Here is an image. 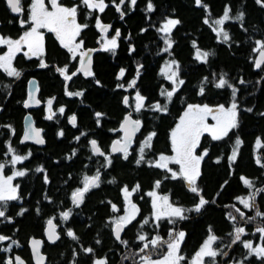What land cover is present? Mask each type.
Masks as SVG:
<instances>
[{"label":"trees","instance_id":"16d2710c","mask_svg":"<svg viewBox=\"0 0 264 264\" xmlns=\"http://www.w3.org/2000/svg\"><path fill=\"white\" fill-rule=\"evenodd\" d=\"M125 3L121 6V11L125 13L123 19L114 5L107 9L112 30L119 29L121 32L115 53L101 52L94 65L97 78H77L70 88L73 92L83 91V96L69 97L63 94V83L56 78L52 67L37 72L43 84L42 92L59 93L56 105L58 108L64 107L65 113L47 120V112L42 111L37 119L38 125L44 128L46 145L39 147L27 143L19 152L21 155L31 152L28 160L18 164V170L26 169L27 174L15 178L20 186V198L8 202L6 216L11 217V222L0 218V235L11 237L20 246L12 245L11 252L0 251V264H5L7 259L14 258L17 253L23 257L30 254V238L45 237L48 219L60 222V239L54 244L46 241L43 245L49 264H68V260L75 253L79 258H86L84 262L89 264L88 257L92 260L95 256H102L109 248H117L119 242L114 237L112 224L108 221L110 211L105 197H116L118 187L122 183L134 184L138 179L143 186H148L153 179L160 180L161 189L170 191L173 201L181 206L192 208L198 202V197L189 191L185 181L171 179V174L164 169L148 167L147 160L138 166L134 157L125 160L118 155L113 159L111 166H106L105 157L92 154L90 139L96 137L105 146L111 140L112 133L117 132L128 107L122 102L123 97L127 96L126 87L128 82L136 77L139 64H142L143 68L140 69L137 85L129 92L137 89L147 100L146 107L138 116L144 119L143 133L153 130L157 134L152 147L145 151L151 161L161 152L170 150V132L188 104L226 106L231 102V89L215 88L213 74L218 79L220 74L226 73L229 82L239 89L236 97L240 109L239 127L220 141H213L211 136L206 134L199 146V152L207 149L208 155L201 163V176L197 184L201 195L210 203L200 213H187L188 219L182 225H178L179 221L172 225V228L185 230L186 233L180 252L185 260L181 264H189L191 257L209 235V227L221 238L214 247H221L228 252L227 257L216 258L217 264H236V261L247 255L242 243H231L233 236L229 233H233L234 225L245 228L246 235L242 236V240H251L254 246L264 245L260 233L255 231L257 227H264V218L257 217L252 222H245L247 217L255 216L256 209H244L236 199L246 197L257 189H264V168L256 163L259 157L264 164V115H261L264 113V66L261 69L255 68L258 52L254 50L257 40L264 41V7L257 4L256 0H203V3L208 5L206 11L203 7H198L195 0H152L154 11L148 12V0H137L135 6L131 5L130 0H125ZM226 6L232 9L230 15L235 16L237 12L243 11L245 16L242 24L236 20L225 23L224 28L229 32L231 39L222 42V38L218 39L213 31L216 26L212 22L222 16ZM8 13L16 16L7 7L6 0H0L3 27L7 32L14 34L20 29L17 22L7 23ZM166 18L181 21L171 33L174 41L171 55L162 51L166 45L163 42V33L157 31ZM206 18L209 19L208 24L204 23ZM85 31L94 38L95 31L92 27ZM110 34L115 33L111 31ZM91 38L88 37V40ZM193 41L201 50L214 53L209 56L207 63L195 59L196 49L193 47ZM130 47H134L135 51L130 52ZM49 48L50 59L57 61L64 57V52L54 41H50ZM168 58L179 62L180 78L185 81L170 103L166 97L160 95L162 87L168 90L172 88L171 82L160 75L161 66ZM120 68L126 70V75L125 78L117 80ZM205 76L209 78L210 83L203 85L205 93L201 96L199 89ZM241 79L246 83L240 84ZM97 80L100 81L99 84L96 83ZM118 84H124L125 87L118 88ZM17 85L15 92L5 102L4 97L0 95V104L4 105L0 116L6 122L14 121L20 124L24 111L21 96L25 84L20 81ZM157 101L161 104L168 103L167 113L148 109V106ZM247 108H252L253 111L248 112ZM97 112L104 114L99 117L101 125L97 124ZM73 114L77 117L75 127L68 121V117ZM42 116L44 120L41 119ZM21 130L14 136L15 144L21 141ZM61 130L64 132L63 137L58 136ZM81 133L85 135L81 136ZM77 136H80L79 140H76ZM237 136L243 143L240 145L237 160L232 163L229 157ZM257 138H260L262 146L258 149L256 157ZM74 149L76 154L72 156ZM6 154L7 143L2 140L0 157ZM37 167H43L44 172H36ZM97 169L104 170L105 175H114L118 183L110 185L104 182L102 187L84 197V202L79 207L74 206L71 201L72 192L82 188L83 177L94 175ZM45 174L48 177L47 183L44 180ZM241 177L250 179L254 187L249 189L244 186ZM255 204L264 212V192L256 195ZM233 205L245 213V220H241L238 213H235ZM22 208L27 211L23 215H17ZM69 209L72 214L69 220L64 221L60 213ZM230 211L236 215V221L227 217ZM134 226L127 229L129 235L135 232ZM69 229L76 234L78 240L67 236ZM97 240H100L99 244L96 243ZM10 243L11 241L0 242V249ZM228 245L230 247H225ZM87 246L94 249L92 256L83 251ZM245 264H264V260L251 256Z\"/></svg>","mask_w":264,"mask_h":264},{"label":"snow or ice","instance_id":"6c2138e0","mask_svg":"<svg viewBox=\"0 0 264 264\" xmlns=\"http://www.w3.org/2000/svg\"><path fill=\"white\" fill-rule=\"evenodd\" d=\"M113 4L116 7V10L120 12L121 19L124 18L125 13L121 11V5L125 4V0H119V4H116V0H112ZM83 6L91 11L98 10L100 13L105 12V9L108 5L105 3V0H81ZM132 6H135L137 0H130ZM195 3L198 7H203L206 11L208 5L203 3V0H195ZM256 3L261 7H264V0H256ZM7 7L10 9L11 13L22 14L24 8L22 5V0H6ZM51 10L45 5V0H32L30 6V13L27 19L21 18L19 23L21 27L28 25V30H25L18 39H13L11 37H6L0 35V46H5L7 51L3 54H0V70H2L8 77L20 78L22 71L14 66V60L18 53H23L28 59L36 57L40 60L39 67L47 68L49 65L43 59L45 54L44 48V35L41 32V29H46L48 32L54 33L58 39L61 46L71 54V59L75 60L79 57V67L76 71L68 74V65L63 67H56V71L62 75L65 81H71L78 73L83 74L85 77H94L95 73L92 69V59L91 52L92 49L84 48V40L81 38V33L88 27L87 23L81 24L77 22V15L80 5H73L71 7L64 6L60 0H50ZM147 11H154V5L152 0H148ZM232 9L229 6H226L223 14L220 18L215 19L212 23L216 26L213 27V31L216 32L217 38H222V42H228L231 37L229 32L225 30L224 25L229 20L240 21L241 24L244 20L245 13L243 11L237 12L235 16L230 15ZM181 21L179 19L166 18L162 26L157 29L158 32L163 33V42L166 45L162 49L163 52L169 53L171 55V49L173 48L174 41L171 38V33L173 29L179 25ZM205 24L209 23V19L204 20ZM96 27L100 32L107 34L111 28V25L103 24L99 17L96 18ZM142 31H145L142 29ZM121 36L119 29L115 30L114 36L110 39L107 37H102V47L103 51H110L115 53V50L118 48V38ZM257 47L254 49L259 53V59L255 60V68L261 69L264 66V41L257 40ZM193 47L195 51V59L207 63L210 55L214 53L209 51L201 50L196 46V42L193 41ZM135 48L130 47V52H134ZM143 68L142 64H139L136 69V77L133 78L127 84V88H135L137 85V79L140 76V69ZM126 70L120 68L117 75V80L125 78ZM160 75H162L166 80L170 81L172 84L171 90L167 88H161L160 95L166 97L167 102H171L174 94L179 91L180 86L185 83L183 79L180 78V65L179 62L175 59L166 61L163 67L160 69ZM227 74H220L219 78H216V75L213 74V80L215 81L214 87L217 89H224L225 87L231 89V102L228 107H225L224 104H219L215 107L210 106L209 104H188L183 115L180 117L179 122L170 132V141H171V150L174 153L173 155H165L161 153L155 161H148L150 166H153L158 169H164L171 174V179H183L189 191L196 194L198 197V202L192 208H185L179 206L171 201L168 195H158L156 191H150L147 193L149 197H152V209H153V218L156 226L159 227V222L162 220H167L169 224L176 225L177 221H182L188 219L186 213L196 212L200 213L206 205L210 203L209 200L205 199L201 195V190L198 187L197 181L201 176V162L204 160L205 156L208 155V150L204 149L203 153L200 155L196 154L197 148L200 146L201 137L208 133L211 136L213 141H220L228 137L229 133L239 127V105L237 102V92L239 89L234 87L229 80L226 78ZM32 85H35L34 81L29 82ZM97 84L100 83L99 80L96 81ZM205 83H210L209 78L205 76L203 78L202 86L199 89V95L203 96L205 93ZM240 84L246 83L245 80L241 79ZM6 88L10 85H5ZM118 88H124V84H118ZM39 91L38 87L35 89ZM65 94L69 97H81L84 95L83 91H69L67 85L65 86ZM55 97L49 98L46 101L48 115L45 117L47 120H52L56 116V112L53 111V102ZM135 105L134 111L139 113L142 109L146 107L145 101L146 97L141 95L139 91L135 93ZM123 104L125 106H131L129 97H123ZM41 100L37 99L33 93H29L28 99L24 101V107L29 108L32 106L40 105ZM148 109L154 112L167 113L168 103L161 104L159 101L148 106ZM59 114L63 115L65 113L64 107H59ZM246 111H253L252 108H247ZM103 113L97 112L95 116L97 118L103 116ZM264 115V113H261ZM209 118L215 123L209 124ZM30 119V118H26ZM69 123L75 127L77 125V117L75 114L68 117ZM99 119H97V124H99ZM6 127H11L10 125ZM141 121L139 119H132V114L128 113L121 126L119 131L124 133L123 139L115 140L111 145V153H123V158L126 160L129 156V148L132 143V138L135 133L140 129ZM42 129L35 128L31 124L28 126L27 130L24 133L21 143L25 141H33L37 145L45 144V139L41 135ZM85 133H81V136ZM156 132H150L145 140L141 143L139 148V159L136 160V164L139 165L142 162H145V150L152 147V140L156 136ZM58 136L63 137L64 132L61 130L58 133ZM80 136L76 137V140H79ZM243 141L237 136L234 142V146L229 157V160L232 163H235L237 160L238 152L240 145ZM257 145H260V138H257ZM7 153L11 154L10 164L13 166V172L11 175L5 177L3 175V170L5 168L4 163H0V218L6 219L8 222H11V217L6 216L8 202L16 201L20 197L18 195L19 185H13V180L17 177H24L27 174V170H15V165L22 163L25 160H28L31 156V152L27 155L17 154V150L11 146V142H7ZM91 151L93 155H99L105 157L106 166H111L112 160L109 156H106L98 145L95 139L90 141ZM76 150L72 152V156H75ZM70 158V157H69ZM256 163L264 168V164L261 163V159L257 157ZM170 164L178 165V170H173L169 167ZM36 172H44L43 167H37ZM167 178V177H166ZM45 183L48 182V177L45 174L44 177ZM241 180L247 188L251 189L254 187L253 182L250 179L241 177ZM114 180L109 181L113 183ZM83 187L75 189L71 194L72 204L76 207H79L84 202L85 194L88 193L93 188H98L101 183V172L99 169L96 170L94 175H85L83 177ZM161 186V181H155V189H159ZM140 186L137 184L134 188L129 190L128 186H125L122 191L124 193V198L127 204L125 208V215L119 216L112 220L114 225L113 231L117 241L127 245V241L121 239V233L124 228L130 224L137 216L139 209L137 206L132 203L130 197L136 191H138ZM259 192H264V189H257L255 192H251L246 197H237L244 209H253L255 208V216L247 217L245 220V213L241 211L240 208L233 205L235 213H238L241 220L245 222H252L257 217L264 218V212H261L255 204L256 195ZM215 201H211L214 203ZM112 211H118L115 204H112ZM27 209H21L17 215H23ZM71 209L63 211L60 213V217L67 221L71 215ZM227 217L231 221H236L237 217L233 212H228ZM149 224V219L145 218L140 225V228L143 229L145 225ZM47 240L55 243L60 239L56 231V226L53 224V219L47 220ZM209 235L203 241L199 250L195 253L192 258L191 264H217V257L219 256H228V252L224 251L221 247H214L218 240L221 238L213 233L211 227H209ZM257 233H260L261 240H264V227H257L255 230ZM67 236L73 240H78L79 238L71 230H67ZM169 239L163 240L159 235L155 236L152 239L144 234L139 235L138 239L143 243V246L140 247L139 252L145 253L144 255H139V260L137 264H181L185 260V257L180 254L181 244L185 240L186 233L182 230H177L176 228L169 230ZM230 236H233L231 241L232 244L237 242L242 243L243 248L247 250V255L243 259L236 261V264H245V261L249 257L255 256L257 259L264 260V245L253 246L251 240H242V236L246 235L245 228L235 226L233 228V233H229ZM255 235V233H253ZM11 241V243L3 248L0 251L11 252L12 245L19 247V243L16 240H13L9 236L0 235V242ZM97 244L100 243V240L96 241ZM167 246V253L163 256L162 259H152L153 252L161 247L162 245ZM42 241L38 239H32L31 247L32 253L36 260V264H44L45 256L41 253ZM230 247V245L225 246ZM151 249V251H149ZM86 253H94V249L91 247L83 249ZM129 257H125L128 259ZM207 258V260H206ZM5 264H25V261L19 256L16 255L14 258H9L6 260ZM75 264V261L73 262ZM94 264H108L106 259H95Z\"/></svg>","mask_w":264,"mask_h":264},{"label":"flooded vegetation","instance_id":"af4514ba","mask_svg":"<svg viewBox=\"0 0 264 264\" xmlns=\"http://www.w3.org/2000/svg\"><path fill=\"white\" fill-rule=\"evenodd\" d=\"M61 2L64 6H68V7H71V6L77 5V4L80 5L78 15H77V22L81 23V24L87 23L88 24L87 28L92 27L95 31L94 38H91L88 35V33H86L85 30L87 28L84 29V31L81 33V38L85 42L84 48L85 49H90V48L96 49L94 52L93 62H92V69H93V72L95 73L94 77H85V76H83V74L78 73L75 77L72 78L71 81H65L64 77L56 71V67H63L64 65H68V74L70 75L71 72L76 71V69L79 67V57H77L75 60L71 59V54L67 51V49H65L61 46V44L59 43L55 34L48 32L46 29H41V32L44 35V48H45V54L43 56V59L49 65L47 68L52 67V72L55 74L56 78H58L59 80L62 81V83H63L62 93L65 94V86L67 85L68 90L70 91V88L77 81V78H87V79H96L97 78L94 65H95V62L97 61L98 55L101 52H105V51L101 50L102 37H103L104 33L100 32L99 29L96 27V18L99 17L103 24L111 25L107 9L109 8L110 5H114V4H113L112 0H105V3L108 5V7L105 9V12L100 13L98 10H96V11H91L89 13V10L83 6V4L81 3V0H67V2L65 0H62ZM31 3H32V0H22V5L24 8V12L22 14H16V16L13 17L12 15H10L8 13L7 23L12 24L14 22H17V24H18L17 26L20 29V31H17L14 34H11V33L7 32L6 29H4L3 20H2V17L0 16V35L6 36V37H11L13 39H18L19 36L22 35L25 30H28L29 26L25 25L24 27H21L19 20L21 18L27 19L28 15L30 13ZM116 4H119V0H116ZM45 5L49 8V10H51L50 0H45ZM112 29H113V27L111 25V28L108 32L109 34L111 31H113V33H115V30H112ZM88 37L91 38V40H88ZM50 41H54L57 44V46L64 52L63 58L61 57L59 60L57 59V61H56V59L53 58L54 60H52L48 57V53L50 52V48H49ZM6 51H7V49L5 46H0V54H3ZM33 61H35V62L33 63ZM39 63H40V60L37 59L36 57H33L32 59H28L27 57H25L23 55V53H18L15 60H14V66L22 71V75L20 78L17 79L14 77H8L6 75V73H4L2 70H0V95L2 97H4L3 102H5L15 92V88H16V86H18L17 85L18 82L23 81L25 84L24 92H23V95L21 96V105H22L24 111L22 114V119H21L20 124H17V122H14V121L6 122L0 116V141L6 140V143L10 141L11 146L17 150V154H19V152L24 149L25 144H27V143L31 144L29 142L21 143L20 140H19L18 144L14 143V141L16 139V138H14V136L16 135L17 131L20 129H22L21 134H20V139H21V135H22V132L24 130V118L28 112L32 113L37 126L41 127L43 129V132H44V128L42 126L38 125L39 121H38L37 117L40 116L42 111L47 112V115H48L47 104H46L47 99L55 97V100L53 102V111L56 112L57 117L60 115L59 112L57 111L58 106L56 105V98L58 97L59 93L52 92L50 94H46V93L42 92L43 84H42L41 79L37 76V72L41 71L43 69H47V68H40ZM32 77H35L37 80V84L39 87L38 98L41 100V104L29 109V108L24 107V101L28 97L29 81ZM5 85H10V87L6 88ZM134 93H135V91H133L132 93L126 94L129 97V99H131L132 101L129 100L131 106L127 107V110L123 116V119L125 118V116L128 113H131L132 117L134 119H139L142 121V127L135 137L134 145L129 149V156H128V158L134 157V159L137 160V159H139V148L141 146V143L145 140V138L147 137V135L150 132H153V130L148 131L146 133H143L144 119L141 116H138V113H136L134 111V105H135V102L133 100L134 99V95H133ZM141 95H143V94L141 93ZM146 101H145V103H146ZM3 106L4 105L0 104V113L3 111ZM41 119L44 120V117L42 116ZM97 119H99V118H97ZM123 119H122V121H123ZM99 121L100 122L98 125H101V119H99ZM122 121L119 124L117 132L112 133L111 140L109 141V143L107 145H105V146L102 145L98 138H96V137L94 138L97 141L98 145L100 146L101 150L103 152H105L106 156H109L112 159V161L118 155L123 157V153H114V154L111 153V145L114 142V140L123 138V132L119 131ZM8 125H10L11 127L10 128L6 127ZM4 130H6V131H4ZM205 135H206V133L201 137L200 144L202 143L203 137ZM91 140L92 139H90V141ZM154 140H155V137L152 140V144H153ZM32 145H34V144H32ZM35 146H38V145H35ZM39 147H43V146H39ZM198 150H199V148H198ZM8 155H9V158H7ZM10 160H11V154H9V153L0 157V163H4L5 166H7V167L10 164ZM146 160H147L146 164H148V167H149L150 165H149L148 161H151V160H150V157L146 156V153H145V161ZM18 164H20V163H18ZM18 164L15 165V167H17V169H18ZM141 164H139L138 166H140ZM10 166H11V172H13V170H14L13 166L11 164H10ZM10 166H9V169H10ZM100 172H101V183H100V186L98 188L102 187V184L104 182H105V184L112 185L111 183H109V181L114 180V182H113L114 184L118 183V181L115 180L114 175H110V174L105 175L104 170H100ZM89 176H91V175H89ZM181 180L184 181L183 179H181ZM155 181H157V180L153 179V181L148 186H143L141 184L140 180H138V179L135 180L134 184H123L122 183L118 187V190L116 192L117 193L116 197H113V196L112 197H105V201L109 205V211H110L108 221L112 224L113 219L118 218L119 216L125 215V208L127 207V204H126V201L124 198V193H123L122 189L125 186H128L129 190L131 191V189L134 188L137 184L140 186L139 190L134 192L132 194V196L130 197L132 203H134L137 206V208L139 209V212H138L136 218L130 224H128L121 233V239L124 241H127V245L118 241L119 246L117 248H111V249L109 248L108 251L105 252L102 256H95L92 259L93 261L91 260L90 257H88L89 258V264H94L95 259H106L108 264H137V262L139 260V255L145 254V253H140L139 249H140V247L143 246V243L146 242V241L145 242L139 241V239H138L139 235L144 234L148 237V239H152L157 235H159L163 240L169 239L167 237L169 236L168 235L169 230L172 229V224H169L167 222V220H162L159 222V227L156 226V223L154 222V218L152 215V213H153L152 204H151L152 197H149L147 195V193L150 191H156L160 195H168L172 202H174L175 204H177L179 206H181V205L176 203L175 201H173L170 191H167V190L163 191L161 189V187L159 189H155V187H154ZM14 183H15V185L18 184V183H16L15 179H14ZM98 188H93L92 190H90L88 193L85 194V197H88V195L90 194L91 191L98 189ZM19 191L20 190L18 189V194H19ZM112 204L116 205L118 211H116V212L112 211V207H111ZM186 215H187V213H186ZM145 218L149 219V224L145 225L144 228L141 229L140 225L142 224V222ZM185 221L186 220L179 221L178 225H180V224L182 225L183 222H185ZM55 222H56L57 230L59 231L60 222L59 221L57 222L56 220H55ZM134 224H135V226H134ZM132 225L135 228V232L133 234L129 235L127 233V229H129V227ZM162 225H164V226L162 227ZM167 226H168V228H167ZM164 227H166V229ZM113 228H114V225L112 224V230H113ZM161 228H163V229H161ZM157 231H160V233H157ZM182 231L185 232V230H182ZM114 237H115V235H114ZM41 238L43 239V245H44V243L46 241H48L46 239V235H45V237H41ZM49 243L54 244L53 242H49ZM88 247L89 246H87V248ZM28 248H29L30 254H28L27 256H24V258L27 261V264H36L33 260V257H32L29 242H28ZM42 248H43V246H42ZM149 251H151V249H149ZM43 252H45V251H43ZM166 253H167V247L165 244L153 252L152 259L155 260L158 255L159 256H160V254L165 255ZM87 254H89V253H87ZM194 255L191 257L189 264H191V261H192V258L194 257ZM91 256H92V254H91ZM126 256L129 258L125 259ZM46 257H47L46 264H49L47 261L48 260V254H46ZM85 259L79 258L75 253L72 256V258L68 260V264H73L74 261H75V264H84Z\"/></svg>","mask_w":264,"mask_h":264},{"label":"water","instance_id":"95a60500","mask_svg":"<svg viewBox=\"0 0 264 264\" xmlns=\"http://www.w3.org/2000/svg\"><path fill=\"white\" fill-rule=\"evenodd\" d=\"M90 49H92V48H90ZM92 50H93V51L91 52V59H92V62H93V56H94V52H95L96 49H92ZM256 59H259V53H258ZM30 81H34V82H35V85H32V84L29 83V93H30V92L33 93V94L36 96V98L39 99V98H38V92H39V91H36V90H35V89L38 87L37 80H36L35 77H32V78L30 79ZM30 81H29V82H30ZM38 89H39V87H38ZM29 93H28V96H29ZM27 99H28V97L26 98V100H27ZM36 106H38V105H36ZM33 107H35V106L29 107V109H31V108H33ZM26 118H30V119H26ZM132 119H134V118L132 117ZM123 120H124V119H123ZM140 121H141V120H140ZM122 122H123V121H122ZM30 124H31L33 127H35V128L42 129L41 127L37 126V124H36V122H35V119H34L32 113L28 112V113L26 114L25 118H24V130H23L22 135H21V140L23 139L24 133H25V131L27 130V128H28V126H29ZM121 124H122V123H121ZM141 127H142V121H141ZM141 127H140V129H141ZM140 129H139V130L135 133V135L133 136V138H132V143H131L130 148L134 145L135 137H136V135L138 134V132L140 131ZM41 135H42V137L45 139V137H44V135H43V129H42ZM123 137H124V133H123ZM122 139H123V138H122ZM122 139H121V140H122ZM116 140H117V139H116ZM114 141H115V140H114ZM25 142H29V143H31V144L37 145V144H35L33 141H31V140H29V141H25ZM45 144H46V140H45ZM45 144H43V145H38V146H45ZM130 148H129V149H130ZM53 224L56 226V223H55L54 220H53ZM47 228H48V226L46 225L45 235H46V233H47ZM56 231H57V233H58V235H59V232H58V230H57V226H56ZM32 239H38V240L42 241V245H41V249H40V250H41V253L45 256L44 264H46V259H47V257H46V254H45V253L43 252V250H42L43 239H42V238H38V237H31V238H30V240H29V245H30V248H31V253H32V247H31V241H32ZM46 239H47V235H46ZM49 242H50V241H49ZM16 255H19V256L25 261V264H27L26 259H25L22 255H20V254H18V253L15 254V256H16ZM15 256H14V257H15ZM32 257H33L34 262L36 263V260H35V258H34V256H33V253H32Z\"/></svg>","mask_w":264,"mask_h":264},{"label":"rangeland","instance_id":"374dc122","mask_svg":"<svg viewBox=\"0 0 264 264\" xmlns=\"http://www.w3.org/2000/svg\"><path fill=\"white\" fill-rule=\"evenodd\" d=\"M61 1H62V0H60V2H61ZM61 3H62V2H61ZM162 24H163V23H162ZM161 26H162V25H161ZM112 36H114V34H113V35H112V34H109V33H107V34L104 33V34H103V37H107V38H109V39H110ZM169 60H171V59L168 58L166 61H169ZM166 61H165V62H166ZM164 64H165V63H164ZM164 64H162L161 68L163 67ZM126 89L128 90L127 93H130V92H129L130 89L127 88V87H126ZM133 89H134V88H133ZM136 91H138V90L136 89V90H135V93H136ZM135 93L133 94L134 97H135ZM129 100L132 101L131 99H129ZM133 100H134V99H133ZM134 102H135V100H134ZM209 105H210V104H209ZM229 105H230V103H229V104H226L225 107H228ZM210 106L215 107V106H217V105H210ZM185 110H186V109H185ZM185 110H184V111H185ZM184 111H183V113H184ZM183 113L181 114V116L183 115ZM239 113H240V111H239ZM181 116H180V117H181ZM179 119H180V118H179ZM179 119H178V121L176 122V124L179 122ZM208 123H209V124H213V123H215V122L212 121V120L209 118ZM176 124L174 125V127L176 126ZM174 127H173V128H174ZM173 128H172V129H173ZM206 134H208V133H206ZM208 135H209V134H208ZM209 136H210V135H209ZM260 146H262L261 143H260V145H257V143H256V148H255V154H256V157H257V155H258V154H257V151H258V149L260 148ZM198 148H199V147H198ZM198 148H197V150H196V154H197V155H200V154H202L203 152H199ZM161 153H163V154H165V155H169V156H171V155L174 154V153L172 152L171 148H170V150H169L168 152H167V151H164V152H161ZM161 153H160V154H161ZM160 154H159V155H160ZM159 155L157 156L156 159H158ZM156 159H155V160H156ZM155 160H154V161H155ZM201 163H202V162H201ZM9 166H10V164H9ZM9 166H8V167L5 166V168H4V170H3V175H4L5 177H7V176H9V175L12 174V172H11V166H10V169H9ZM169 167L172 168L173 170H178V168H179V166H178V165H175V164H170ZM200 168H201V166H200ZM15 170H18L17 167H15ZM12 183H13V185H15L14 180H13ZM158 195H160V194L158 193ZM172 229H173V228H172ZM176 229H177V228H176ZM177 230H180V229H177ZM167 238H169V236H168ZM258 245H259V244H258ZM181 246H182V244H181ZM253 246H254V245H253ZM166 247H167V246H166ZM254 247H255V246H254ZM163 256H164V255H161V254H160V256L158 255L156 259H162ZM156 259H155V260H156Z\"/></svg>","mask_w":264,"mask_h":264}]
</instances>
